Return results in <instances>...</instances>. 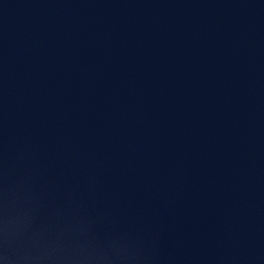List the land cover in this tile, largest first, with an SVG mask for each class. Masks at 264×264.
Masks as SVG:
<instances>
[{
    "label": "water",
    "instance_id": "water-1",
    "mask_svg": "<svg viewBox=\"0 0 264 264\" xmlns=\"http://www.w3.org/2000/svg\"><path fill=\"white\" fill-rule=\"evenodd\" d=\"M0 264H264V0H0Z\"/></svg>",
    "mask_w": 264,
    "mask_h": 264
}]
</instances>
